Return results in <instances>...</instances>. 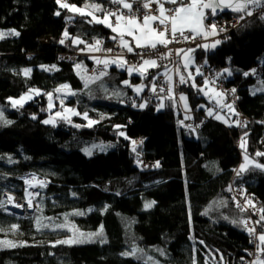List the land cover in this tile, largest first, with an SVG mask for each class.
Segmentation results:
<instances>
[{
  "label": "trees",
  "instance_id": "trees-1",
  "mask_svg": "<svg viewBox=\"0 0 264 264\" xmlns=\"http://www.w3.org/2000/svg\"><path fill=\"white\" fill-rule=\"evenodd\" d=\"M61 3L119 7L111 0ZM206 13L205 23L215 21L218 27L234 16ZM90 19L62 8L57 0H0V31L7 34L0 39V264H243L251 240L240 221L247 217L236 210L227 193L231 183H242L264 208V170L255 167L264 165V156L256 155L264 153V93L252 94L264 85V19L254 15L219 33L221 43L209 53L218 63L209 67L236 89L232 114L202 95L201 77L193 79L195 87L181 85L179 93L184 92L190 103L194 129L182 126L178 94L174 99L163 95L160 110V100L148 103L149 86L160 68L140 77L110 64L89 82L96 54L88 46L97 40L101 49L117 43L111 29L89 23ZM12 30L20 35H9ZM65 31L70 38L63 36ZM76 38L84 43H74ZM63 53L78 54L77 63L61 61ZM192 55L199 61L203 52L197 49ZM221 67H228L231 75L221 73ZM24 69L32 71L25 76ZM128 78L131 84H145L139 95L132 85L121 83ZM64 84L75 91L64 104L79 115L44 124L54 112L46 93L56 98L55 90ZM29 89L41 94L23 107H13L10 98ZM223 100L229 104L226 96ZM209 109L213 116L207 114ZM218 112L228 122L217 120ZM238 114L242 126L234 123ZM4 120L11 123L5 125ZM88 120L96 123L88 126ZM242 151L250 163L237 175L245 163ZM35 178L47 183L36 188V209L22 215L9 213L5 195L22 199L24 182ZM152 201L154 205L145 208ZM101 225L103 235L89 238ZM258 228V234L263 233L264 221ZM69 238L80 242L57 243ZM133 249L135 255H123Z\"/></svg>",
  "mask_w": 264,
  "mask_h": 264
},
{
  "label": "snow or ice",
  "instance_id": "snow-or-ice-1",
  "mask_svg": "<svg viewBox=\"0 0 264 264\" xmlns=\"http://www.w3.org/2000/svg\"><path fill=\"white\" fill-rule=\"evenodd\" d=\"M139 2V0H111V3H115L118 5H121L123 9H128L130 14H125L122 11H110L106 10L102 7L100 4H91V5H85V7H90L92 11L86 12L83 9L74 6L69 5L67 3H61V0H57V3L60 4L62 8H66L69 11L79 13L81 16H91V19L88 21L89 23H92L93 21L98 24H104L105 26L111 28V30L114 33H117L118 36L111 37L113 40H116L119 38V44L122 48L126 49L129 53H134L135 48H144L148 49L149 52L156 51L158 49V46L167 48L169 43L172 42H179V38H183L185 41L189 39H195L196 36H203L205 39H207L209 36H216L221 32L226 31L224 27H218L217 23L215 21H210L208 23H205V21L209 20V14L206 13L205 10H210V15L215 16L218 13V10L220 12L224 11L225 9H230L234 12H246L248 16H251L253 12L251 10H248V5H253L255 7H264V0H149V2H143L142 7L144 9H150L151 3L158 4L157 11L159 15L152 14L151 11L146 12L142 18L137 16V12H139V8L136 9V11H133V4ZM165 3H171L174 5H177L174 9H167L165 8ZM96 12H102L103 16L98 17L95 15ZM55 15L59 16L60 12H56ZM112 17H115V23L112 22ZM244 17L241 16L240 19H243ZM261 19H264V16L261 17ZM155 24V26H153ZM190 32L193 35L192 36H186L185 32ZM9 35L19 36L20 33L16 30H12ZM125 35L132 38V41L126 40L124 37ZM5 36L4 33L0 32V39H3ZM63 36L65 38H70L69 33L65 31L63 33ZM65 42L64 39L60 40V43L63 44ZM76 44L84 43V41L80 40L79 38L74 39L73 41ZM132 42H134L135 48L133 47ZM101 41L97 40L94 46H88L89 51H105L108 53H111L113 49H101L99 46L101 45ZM221 43L220 40H215L214 43L211 45L209 44H203L198 45L199 47H203L205 49H208L209 47L215 48L217 45ZM83 51V49H81ZM184 50L183 49H177L176 55H180ZM189 53L191 51H194L192 49L188 50ZM136 55H139L141 57L142 63L139 65H133L132 67L128 68V72L131 74L134 70H139L141 74H143L147 68H157L160 67L157 63V60H163L167 59L172 55V52H157L156 58H152L149 56V58H144L143 53H135ZM185 64L184 67L187 68L188 64L190 63V57L185 54ZM97 64H103L105 67H107L111 63H117L116 60H109V59H96ZM127 64V61H125L122 57V55L119 57V63L118 66L124 67ZM55 66H53L54 68ZM77 68H80L81 65L77 64ZM166 67V66H165ZM48 70V69H46ZM31 69H24L23 74L25 76H28L31 73ZM177 72L179 73V69H177ZM197 74L203 75V73L200 72L199 69H196ZM225 72H228V75H231V72L228 69H225ZM106 73L101 72L100 75L103 76ZM166 74V73H165ZM244 75H248V73H244ZM189 78H192V74L189 73ZM89 79H95V77H90ZM171 81V77H169V82ZM127 83V81H125ZM179 83L184 84L186 83L185 77L183 75H180L179 77ZM209 81H205V87H207V84ZM195 83H193V87H195ZM69 85L64 84L61 85L59 88H57L55 91L57 93L61 92L62 89H68ZM136 91L139 93L141 91L140 87L136 88ZM152 91H156V86L153 85ZM161 92H164L165 89L163 87L160 88ZM168 93L171 94L173 89L169 87L167 89ZM200 91H204V88H200ZM232 93H235V89L231 90ZM35 92L36 95H40V91L37 89H29V92L25 95L21 96L19 99L12 100L10 98V102L13 107H16L19 105L20 107H23V103L27 101L28 99L32 98V93ZM74 94V93H71ZM49 99V109L53 107L51 101L53 94L52 93H46ZM217 96H222L221 93L217 92ZM169 99H174L173 96L169 95ZM186 97L183 94H180L179 100L185 101V109L187 110L188 105L186 103ZM219 104L220 101H217ZM133 106H136L135 104ZM145 105L141 104L140 107L143 108ZM224 107H227L230 112H234V109L232 108L231 104L223 105ZM160 107H163V104L161 103ZM203 107V106H201ZM66 111L70 112L72 115H79V113L75 112L72 109H67ZM207 114L209 116H213V111L211 109L208 110ZM55 116L62 117L64 119H67L66 116H62V113L57 112L55 113ZM33 119H36L35 116L32 117ZM84 118L88 119L87 113H84ZM191 117L185 116V119H190ZM215 118L220 120L223 119L220 115H215ZM3 119V112L0 111V120ZM44 124L54 123L52 119H45L42 121ZM227 122V121H225ZM11 121L4 120V124H10ZM96 123L94 120H88V126H91L92 124ZM182 123V122H181ZM237 126L241 125L240 121L234 122ZM75 127H80V125H74ZM246 126V122L244 124ZM120 127V126H117ZM191 127V126H189ZM121 136H124L125 139H128L127 136L123 132L119 133ZM247 133H245V136ZM133 145L135 146L137 144V141H132ZM140 144L143 143V141H139ZM246 144V140L244 137L241 138V147L244 148ZM135 147H133V151H135ZM86 154L91 155V151L89 149H85ZM246 152V148H245ZM257 156H264V153L257 152ZM245 163L240 166L239 171L237 172V175H240V173L245 172L248 170V165L250 163L249 157L246 154L244 156ZM156 167H159V162H157ZM255 167L261 168L264 170V165L261 164H255ZM30 183V182H29ZM12 198L9 197V200ZM31 202L29 201V204ZM155 201L149 202L145 204V208H151L154 205ZM247 203L251 205L252 207H255V205L252 204L251 200H248ZM17 207H20V205H14ZM237 207H241L239 203L236 205ZM0 207H3V205H0ZM241 210H245L241 207ZM261 213H264V208L259 210ZM77 215H82V213H76ZM67 219V218H66ZM227 219V217H225ZM260 221H264V214L261 215ZM260 221H257L256 223H260ZM39 221H37V225L39 227ZM233 223H236L233 221ZM241 224H243L250 235H255L256 230L255 228H248V221H240ZM12 229H17V225H12ZM60 227H63L61 225ZM84 233H80V236H84ZM103 235V225L100 226V230L96 233H89V238L93 236H102ZM259 240V244L257 245V248L260 252L264 253V233H260L257 236ZM80 241L69 238L67 240H61L57 241V243L61 244H72V243H78ZM89 242H92L89 240ZM102 242L106 243L107 240L104 239ZM9 243L10 246L15 247L16 245L11 244V242H4ZM55 246V245H53ZM137 249H133L131 253H123V255H135ZM161 254H163L162 250ZM252 264H264V259H262L260 256H257L254 261H252Z\"/></svg>",
  "mask_w": 264,
  "mask_h": 264
},
{
  "label": "built area",
  "instance_id": "built-area-1",
  "mask_svg": "<svg viewBox=\"0 0 264 264\" xmlns=\"http://www.w3.org/2000/svg\"><path fill=\"white\" fill-rule=\"evenodd\" d=\"M143 2H149V0H139V2L137 3H134L133 4V11H136L137 8H139V12H137V16L142 18L143 15L146 13V12H149L151 11L152 14H155V15H158V11H157V8H158V4L156 3H151V8L150 9H144L142 7V3ZM104 9L106 10H110V11H122L124 12L125 14H130L128 10H123L121 9L120 7L118 6H112V5H106L103 7ZM167 9H174L175 6H167L166 7ZM248 10H251L253 12V14L251 16H254V15H257L259 16L260 18L262 16H264V7H252ZM244 18L243 19H240L239 16H232L231 19L227 20V21H224L222 24H220L219 27H224L226 29V31H229V30H233V28L237 27V26H240V25H243L245 21H247L251 16H248L246 14V12H244ZM112 22L115 23V17H112ZM224 31V32H226ZM223 32V33H224ZM222 33V32H221ZM185 35L186 36H192L191 33L189 32H185ZM203 43V40L196 37L194 40L193 39H189L187 41H185L182 37L179 38V42H172V43H169L167 48H164V47H160L158 46V49L156 51H152V52H149L148 49H137L134 51V53H129L127 52L126 49L122 48L119 44L115 43V45H112V46H106L104 47L103 49H108V48H111L113 49V51L111 53H108V52H105V51H102L101 53L97 54L96 56L97 57H100V58H109V59H115L116 57H120L122 55L123 59L125 61H127V64L125 65V67H132L133 65H139L140 63H142L141 61V57L139 55H136L135 53H143L144 54V58H149V56H151L152 58H156L157 56V52H160V53H163V52H169L171 51L172 52V55L167 58V59H163V60H160L158 59L157 60V63L159 65H161L160 67H157L156 69H166L169 71V73L172 74V78H171V82L169 81H166V79L164 77H162L161 75L160 76H157L155 77L152 81H153V84H152V87L153 85L156 86V91L153 92L152 91V88L151 90L149 91V95L147 96V101L148 103H152V102H157L161 99V97L163 95H177L179 94L180 92V89H181V84L179 83V80L177 79V76H176V67H177V62H178V55H176V50L177 49H183V50H189V49H192V50H197L199 49L200 47L198 45H202ZM69 44L68 42L64 43V47L65 48H68ZM101 46L103 47V44L101 43ZM78 58H79V55L76 54V53H63L60 57V60L62 61H65L66 63H77L78 61ZM166 66V67H165ZM202 70V78L206 81H209L208 85L213 88V89H218L219 91L222 92V94H224V96L227 97V99L229 100V104L232 105V107H236L237 105V99H236V89L232 86H229L227 85L226 83H224L222 81L221 78L218 77V75L216 73L213 72V69L211 67H206V66H202L200 68ZM100 70V65H96L95 67H93L92 69H90L88 71L89 75L93 76L95 75L96 72H98ZM163 87L165 89L164 92H161L160 91V88ZM171 87L173 89L172 93L169 94L167 89ZM232 89H235V93L233 94L232 93ZM178 98V96H177ZM182 126H185L186 128H192L194 126V124L192 123L193 122V113L191 111H189V113H187L186 115L182 112ZM185 116H189L191 117L190 119H185ZM237 121H240L241 122V125H243L244 123V120L242 119L241 115L238 114V120ZM191 126V127H189ZM193 129V128H192ZM233 172L235 173L236 170H233ZM35 183H42V185L38 184L37 186H40V187H44L46 186V182L40 178H35ZM27 181L24 182V184L26 183ZM28 185V184H26ZM229 190H228V197H231L232 199V202H233V206L236 208L237 211L239 212H243L245 215H246V219L244 221H248V228H255L256 230V234L255 235H250L247 228L242 224V228L245 229V235L246 237H248V239L251 240V247L248 251V254L247 256L245 257V259L243 260V264H252V261H254L256 259L257 256H260L261 257V252L258 250L257 248V245H258V239H257V236H258V224L259 223H256L257 221H259V218H260V209L261 207L258 205L257 202H255L253 196L248 192V188L246 185L240 183V184H233L231 183L229 185ZM25 188V186H24ZM37 188L35 186H31L29 189H28V192H27V195H29L28 197L25 198V195L23 193V200L25 198V201L24 202H19V201H22V199H19L18 197H16L15 195H11V194H6L7 197H11L13 198L12 201L14 203H11V202H8V206L9 207V210L7 209V211L11 214H13V210L16 209V210H22V209H25V206L26 207H30L31 208V204H33L34 202V198L32 199V196L31 194L33 193V190ZM25 190V189H24ZM24 192V191H23ZM35 192V191H34ZM35 196V195H34ZM248 200H251L252 201V204L255 205V207H252L251 205H249L247 203ZM29 201L31 202L29 204ZM19 202V204L17 203ZM237 203H239L241 205V207L245 210H241V207H237ZM14 205H20V207H17V206H14ZM34 206V205H33ZM32 210V209H31ZM31 210H23V212L27 211H31ZM14 215V214H13Z\"/></svg>",
  "mask_w": 264,
  "mask_h": 264
},
{
  "label": "rangeland",
  "instance_id": "rangeland-1",
  "mask_svg": "<svg viewBox=\"0 0 264 264\" xmlns=\"http://www.w3.org/2000/svg\"><path fill=\"white\" fill-rule=\"evenodd\" d=\"M92 4H94V3H92ZM70 5H73V4H70ZM85 5H91V3H87V4H84V5H82L81 7H79V8H81V9H83L84 11H86V12H90V11H92V9L90 8V7H85ZM74 6H76V5H74ZM165 6V5H164ZM78 7V6H77ZM165 8H166V6H165ZM73 13H76V12H73ZM77 14H79V13H77ZM80 15V14H79ZM95 15L97 16V14L95 13ZM158 15H159V13H158ZM90 18H91V16H89ZM153 26H155V24L153 25ZM109 28V27H108ZM109 29H111V28H109ZM0 32H2V31H0ZM2 33H4L5 34V32H2ZM5 35H7V34H5ZM113 36H118V34L117 33H114L113 32V34L111 35V37H113ZM5 37V36H4ZM203 37V36H202ZM211 37H213V39L211 40ZM218 37H219V35H216V36H209L207 39H205L204 37L202 38V40H203V43H202V45L203 44H209V45H211L212 43H214V41L215 40H218ZM126 40H128V41H132V38L131 37H129V36H127V35H125V37H124ZM117 41H118V44H119V38H117L116 39ZM206 40V41H205ZM211 40V42H208V41H210ZM132 44H133V47L135 48V45H134V42H132ZM120 45V44H119ZM219 47V45H217L215 48H208V49H210V51H211V53L212 52H215L216 50H217V48ZM137 49H140V48H137ZM208 49H205L204 48V50L205 51H207ZM94 52V51H93ZM185 54H187L189 57H190V63L188 64V67L187 68H185L184 67V64H185V59H184V57H185ZM181 56V67H178L177 69H179V73L178 72H176V76H177V79L179 80V77H180V75H183L184 77H185V80H186V82L188 81V80H190L191 82H193V79L195 78V77H199V76H201V75H199V74H197V72H196V69H199V66L198 65H202V64H200V62H196L195 61V59L193 58V56L191 55V52L189 53V51L188 50H184L181 54H180ZM204 59L202 60V63H209V65H210V63L213 61V59H212V57H208L207 55H205L204 57H203ZM113 60H116L117 61V63H115V65H117V67H118V69L119 70H121V71H125V72H127L128 73V75L129 76H131V75H136V76H140V77H144L148 72H149V70H151V69H156V68H147V70L143 73V74H141V72L137 69V70H134V71H132L131 72V74L128 72V68L129 67H120V66H118V63H119V57H116L115 59H113ZM228 68V67H227ZM226 67H221V69H220V72L221 73H223L224 71H225V69H227ZM200 70V69H199ZM200 72H201V70H200ZM189 73H191L192 74V78H189ZM94 76V75H93ZM90 77H92L91 75L89 76L88 75V80H89V82H93L95 79H97L98 77L96 76L95 77V79H89ZM169 77H171L172 78V74H170V76ZM169 77H168V79H169ZM127 81V83H125V81H122L121 83H123L124 85H126V86H128V85H132V90H133V92L134 93H136V94H140V92L145 88V84H143V83H140V84H138V85H135V84H131V82H129V78L126 80ZM169 81V80H168ZM171 82V81H170ZM259 83H261V82H259ZM137 87H140L141 88V91L138 93L137 91H136V88ZM198 88H199V90H200V88H204V91H201L202 92V94L203 95H205V96H210L211 98H212V100L213 101H216V104L217 105H220L221 107H224L223 105H224V94H222V92L221 91H219L218 89H213V88H211L208 84H207V87H205V81L203 82V84H200V85H198ZM260 89H257V90H253L252 91V94H257V93H264V85L261 83L260 84V87H259ZM38 90V89H37ZM217 92H219V93H221L222 94V96H217L216 95V93ZM28 93V92H27ZM40 93H41V91H40ZM71 93H74L75 94V91H72L70 88H68V89H62L61 90V92H59V93H57V97L56 98H54V97H52V101H51V103H52V105H53V107L51 108V109H49L50 111H54L51 115H50V119H52L54 122L56 121V120H64V118H62V117H57V116H55V113H57V112H60V113H62V116H66L67 117V119H65V120H70L71 118H73L75 115H72L70 112H68V111H66L67 109H72V110H74L75 112H77V110L76 109H74V108H72V106H69V105H66V104H64L66 101H68V100H70L71 99V97H74V94H71ZM26 94V93H25ZM25 94H22L21 96H23V95H25ZM183 94V93H182ZM184 95V94H183ZM20 96V97H21ZM39 95H36V93L35 92H33L32 93V98L31 99H28L27 101H25L23 104H25V103H28V102H30L32 99H34V98H36V97H38ZM179 96H180V94H178V98H179ZM185 96V95H184ZM19 97V98H20ZM48 97V96H47ZM19 98H11L12 100H15V99H19ZM217 101H220V103L218 104L217 103ZM9 102H10V100H9ZM179 102H181L180 103V109H181V112H183L185 115L187 114V113H189V111H190V105H189V102L187 101V99H186V103H187V105H188V108H187V110L185 109V101H181V100H179ZM11 103V102H10ZM140 105L141 104H144V105H146V103H145V100H142V101H140V103H139ZM12 105V104H11ZM17 106H19V105H17ZM48 107H49V103H48ZM145 107V106H144ZM161 108H159L158 106H157V110H160ZM225 111H227L229 114H232L233 112H230L229 111V109L227 108V107H225ZM218 115H220L223 119H220L219 121H221V122H225V121H227V119L223 116V114H221V112H218L217 113ZM216 114V115H217ZM218 120V119H217ZM228 122V121H227ZM226 123V122H225ZM49 124H53V123H49ZM193 129L195 128L194 126L192 127ZM246 155V153L244 152V151H242V157H243V159H244V156ZM244 164V163H243ZM30 182V183H29ZM26 184H28V185H26ZM38 184H40V185H42V183H35V181L33 180V179H31V180H27V182L24 184V186H25V190H24V195H25V198L26 197H28L29 195H27V192H28V189L31 187V186H35V187H37V188H39L40 186H37ZM47 185V184H46ZM44 187H46V186H44ZM35 191V192H34ZM36 193V188L33 190V193L31 194V196H32V199L34 198V202H33V204H31L32 206H31V208L30 207H26L25 206V209H27V210H31V211H29V212H33V210H35L36 209V205H35V196L34 195H36L35 194ZM12 195V194H11ZM6 196V195H5ZM25 198H24V200L22 199V201H19V202H24L25 201ZM13 199V198H12ZM12 199L11 200H9V197H5V200H6V203H5V207L9 210V207L10 206H8V202H11V203H14L13 201H12ZM19 202H17L18 204H19ZM34 205V206H33ZM25 209H22L21 210V212H23V210H25ZM10 211V210H9ZM17 211V210H16ZM263 233H264V231H263ZM258 239V238H257ZM12 242V241H11ZM260 243V242H259ZM262 247H264V245H262ZM261 254H262V252H261Z\"/></svg>",
  "mask_w": 264,
  "mask_h": 264
},
{
  "label": "crops",
  "instance_id": "crops-1",
  "mask_svg": "<svg viewBox=\"0 0 264 264\" xmlns=\"http://www.w3.org/2000/svg\"><path fill=\"white\" fill-rule=\"evenodd\" d=\"M119 7L121 8V9H123L122 8V6L121 5H119ZM254 7V6H253ZM124 10V9H123ZM125 10H128V9H125ZM98 14L100 13V12H97ZM98 14H97V16H98ZM244 14V13H243ZM242 14V15H243ZM99 17V16H98ZM190 33V32H189ZM191 35H193L192 33H191ZM196 37H198V38H200V39H202L203 37L202 36H196ZM213 39V37H211V40ZM211 40L210 41H208V42H211ZM206 41V40H205ZM117 44H118V41H117ZM209 48H211V47H209ZM135 49H137V48H135ZM140 49H144V48H140ZM199 51H200V53H202L203 52V55L201 56V59L203 60L204 58V56L205 55H207L208 57H211L210 55H209V53H211V51H210V49H208L207 51H205L204 50V48L203 47H200L199 49H198ZM95 53H93V55L94 54H99V53H101L102 51H94ZM191 55H192V51H191ZM181 55H178V57H177V59H178V62H177V67H176V70H177V68L178 67H181V57H180ZM193 56V55H192ZM194 58V57H193ZM96 59H109V58H107V57H105V58H100V57H97V56H95V62H96ZM195 59V58H194ZM212 59H213V57H212ZM109 60H113V59H109ZM202 60H197L196 61V59H195V61L196 62H200V64H202V65H198L199 66V69L202 67V66H206V67H209V66H211V64H216L217 63V61H212L211 63H210V65H209V63H202ZM218 64V63H217ZM96 65H100V69H102L103 67H104V65L103 64H97V63H95V65H94V67L96 66ZM110 65V64H109ZM111 65H115V63H111ZM116 66V65H115ZM201 70V69H200ZM166 73V74H165ZM201 73H202V70H201ZM170 74L171 73H169V71L168 70H166V69H161L160 70V72H159V75L158 76H162V77H164L165 79H166V81H168L169 79H168V77L170 76ZM199 77H201V79H203L202 78V75L201 76H199ZM205 80L203 79V82H204ZM187 83H189V84H192L193 85V83H194V80H193V82H191L190 80H188L187 81ZM152 84H153V82H151V84H150V86H149V91L151 90V88H152ZM182 85V84H181ZM196 85V84H195ZM184 94L185 95V97L187 98V96H186V94L184 93V92H181V93H179V94ZM202 93V92H201ZM172 96H173V94H171ZM203 95V94H202ZM175 96V95H174ZM203 96H205V95H203ZM205 98L207 99V100H210V101H213L212 100V98L210 97V96H205ZM163 100V98L161 97V99H160V104L158 105V107L159 108H161L160 107V105H161V103L163 104L164 102L162 101ZM187 101H188V99H187ZM177 102H179V98H177ZM189 102V101H188ZM180 103L181 102H179V107H180ZM189 105H190V103H189ZM181 110V109H180ZM262 259H264V256H263V258Z\"/></svg>",
  "mask_w": 264,
  "mask_h": 264
},
{
  "label": "water",
  "instance_id": "water-1",
  "mask_svg": "<svg viewBox=\"0 0 264 264\" xmlns=\"http://www.w3.org/2000/svg\"><path fill=\"white\" fill-rule=\"evenodd\" d=\"M253 7V5H248V9H250V8H252ZM205 11H210V10H205ZM244 12H234V11H232V10H230V9H225L224 11H222V12H220L219 10H218V13L217 14H219V15H235V16H238V15H241V14H243ZM13 214L15 215H22V214H24V212H21V210H17L16 211V209H14L13 210Z\"/></svg>",
  "mask_w": 264,
  "mask_h": 264
}]
</instances>
